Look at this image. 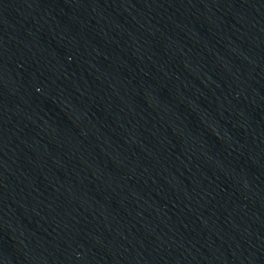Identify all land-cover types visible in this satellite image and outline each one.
Returning <instances> with one entry per match:
<instances>
[{
    "label": "water",
    "instance_id": "95a60500",
    "mask_svg": "<svg viewBox=\"0 0 264 264\" xmlns=\"http://www.w3.org/2000/svg\"><path fill=\"white\" fill-rule=\"evenodd\" d=\"M132 264H264V0H108Z\"/></svg>",
    "mask_w": 264,
    "mask_h": 264
}]
</instances>
